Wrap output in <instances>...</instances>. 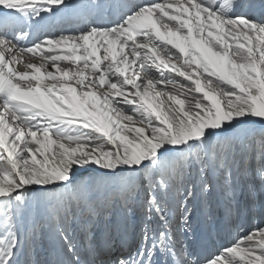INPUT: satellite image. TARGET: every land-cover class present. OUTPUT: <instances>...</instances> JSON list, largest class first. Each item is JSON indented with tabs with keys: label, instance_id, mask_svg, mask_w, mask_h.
<instances>
[{
	"label": "snow or ice",
	"instance_id": "1",
	"mask_svg": "<svg viewBox=\"0 0 264 264\" xmlns=\"http://www.w3.org/2000/svg\"><path fill=\"white\" fill-rule=\"evenodd\" d=\"M253 159L264 0H0V264H264L209 200Z\"/></svg>",
	"mask_w": 264,
	"mask_h": 264
},
{
	"label": "bare ground",
	"instance_id": "2",
	"mask_svg": "<svg viewBox=\"0 0 264 264\" xmlns=\"http://www.w3.org/2000/svg\"><path fill=\"white\" fill-rule=\"evenodd\" d=\"M73 2H76V0H73ZM240 3H244L246 2V0H239ZM250 127H257V125H249ZM245 167H241L240 171L235 175L234 180H235V184H236V189H235V193H234V199H229L228 197L221 195L219 192L213 191L210 194L209 200H210V207L212 209V213L221 220V228L218 234V242L220 243H226L229 240H232L234 238H231V231L234 227H229L226 226L228 224V213L231 210H234V207L236 205L239 206L241 212H242V223H244L243 226V231H247L253 224H248V216H252L253 213V208L255 207V203L257 206H259L261 204V202H264V185L261 184L259 177L257 175L254 174V168H255V160L253 159L252 161V165L249 169L245 168ZM250 178L253 179V187L255 188V194L257 197V201H253V193H252V189H251V185L250 187L249 185V181ZM251 179V180H252ZM248 183V185H247ZM247 185V188H246ZM246 191V193H245ZM252 193V194H251ZM245 194V195H244ZM249 194H250V200H249ZM244 195V196H243ZM245 198V202L249 203V205H247V207L245 206V203L243 204V200ZM247 216V217H246ZM201 219H203L202 213H201ZM247 220L246 224H245V220ZM260 218H258L259 220ZM259 223V222H258ZM257 224V223H256ZM254 224L253 227L256 225ZM249 228H248V227ZM139 233V231H138ZM234 233H235V229H234ZM131 234H134L133 231H131ZM237 234V232H236ZM236 236V235H234ZM134 241L138 240L139 237L132 238ZM132 241V242H134ZM47 246V244L45 243V247ZM44 255V251L42 248H37L36 251L33 253L32 255V259H39L41 257H43Z\"/></svg>",
	"mask_w": 264,
	"mask_h": 264
},
{
	"label": "rangeland",
	"instance_id": "3",
	"mask_svg": "<svg viewBox=\"0 0 264 264\" xmlns=\"http://www.w3.org/2000/svg\"><path fill=\"white\" fill-rule=\"evenodd\" d=\"M243 167H245V168H247V169H249L250 167L249 166H247V165H245V166H243ZM244 168V169H245ZM252 178H250V180L249 181H247V182H249V185H248V183H247V185L250 187V185H251V189H252V193H253V201H257V197H256V192H255V188L252 186L253 184V179L251 180ZM247 185H246V188H247ZM247 190H248V188H247ZM245 193H246V191H245ZM251 193V194H252ZM245 195V194H244ZM243 195V196H244ZM250 194H249V200H250ZM242 200H243V204L245 203V206L247 207V205H249V203H246L244 200H245V198L243 199L242 198ZM250 206V205H249ZM257 208H258V206L256 205V203H255V207L253 208L254 209V211H255V215L257 216L258 215V212H257ZM256 220H257V217H255L253 220H251V222L253 223V225H254V223H256ZM253 225L247 230V231H249V230H251L252 228H253ZM243 226H244V223H242V228H243ZM138 229L134 232V234H131V231L129 232V240H130V242H132V241H134L132 238H133V236H134V238H136V237H139V233H138ZM245 231V230H244ZM235 236H234V228L232 229V231H231V238H234Z\"/></svg>",
	"mask_w": 264,
	"mask_h": 264
}]
</instances>
